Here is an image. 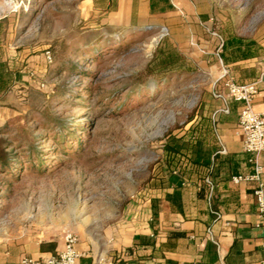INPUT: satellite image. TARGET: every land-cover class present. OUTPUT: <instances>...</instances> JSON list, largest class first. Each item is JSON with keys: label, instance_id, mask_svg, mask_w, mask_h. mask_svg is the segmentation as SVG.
Listing matches in <instances>:
<instances>
[{"label": "rangeland", "instance_id": "1", "mask_svg": "<svg viewBox=\"0 0 264 264\" xmlns=\"http://www.w3.org/2000/svg\"><path fill=\"white\" fill-rule=\"evenodd\" d=\"M200 1L186 9L207 12L223 37L260 33L264 0ZM147 13L134 5L121 25L116 0H0V139L9 155L0 226L37 219L46 231L51 219L69 232V216L106 218L127 190L174 166L165 136L206 94L214 61L193 20ZM156 51L177 52L191 71L149 75Z\"/></svg>", "mask_w": 264, "mask_h": 264}, {"label": "crops", "instance_id": "2", "mask_svg": "<svg viewBox=\"0 0 264 264\" xmlns=\"http://www.w3.org/2000/svg\"><path fill=\"white\" fill-rule=\"evenodd\" d=\"M116 2L121 25L130 24L132 7L139 4L148 18L179 14L193 20L208 35L210 42L202 41V51L214 63L206 94L168 143L175 151L174 166L153 173L141 188L127 190L126 201L114 202L106 218L82 215L75 221L66 216L63 227L76 238L77 264L260 262L264 216L253 193L260 186L264 196V152L256 158L260 173L254 178L255 161L243 150L238 131L241 104L229 97L225 83L254 82L264 73V23L255 37L238 38L254 43L253 54L244 58L226 44L232 37H223L207 12L186 9L200 0ZM251 105L255 112H264L263 79ZM3 123L0 119V129ZM27 222L18 218L14 226H0V264L41 261L62 250L63 233L55 230L54 220L48 219L46 231L37 219Z\"/></svg>", "mask_w": 264, "mask_h": 264}, {"label": "built area", "instance_id": "3", "mask_svg": "<svg viewBox=\"0 0 264 264\" xmlns=\"http://www.w3.org/2000/svg\"><path fill=\"white\" fill-rule=\"evenodd\" d=\"M264 80V73L257 81L241 85L225 83L229 97L241 104L238 117V131L242 135L243 150L255 161V176L260 173V167L256 163L257 156L264 152V112H255L251 102L257 93L258 84ZM240 178H233L237 182ZM254 198L259 215L264 216V196L261 187L254 190ZM63 248L56 255L45 260L34 261L23 259L21 264H77L78 254L74 250L75 236L70 232L62 234ZM261 248L264 250V235L261 240ZM256 264H264V259Z\"/></svg>", "mask_w": 264, "mask_h": 264}, {"label": "trees", "instance_id": "4", "mask_svg": "<svg viewBox=\"0 0 264 264\" xmlns=\"http://www.w3.org/2000/svg\"><path fill=\"white\" fill-rule=\"evenodd\" d=\"M228 46L236 47L237 53L241 57H249L253 54V47L254 43L252 41L243 43L242 40L238 38H230L227 43ZM183 58L180 54H178L175 51H169V52H160L156 51L153 55L150 63L146 67L145 71L156 78H161L162 76L168 75V74H174V73H182V72H190L191 69L189 68H183ZM173 135L171 133L167 134L165 136V151H167L168 154H170L172 157L175 153L172 147L168 145L167 140L172 139ZM6 139H0V168L5 167L7 165V158L8 154H3V150L5 148V145L7 144Z\"/></svg>", "mask_w": 264, "mask_h": 264}]
</instances>
